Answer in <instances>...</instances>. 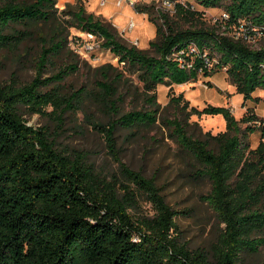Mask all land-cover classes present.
Listing matches in <instances>:
<instances>
[{
	"label": "trees",
	"instance_id": "obj_1",
	"mask_svg": "<svg viewBox=\"0 0 264 264\" xmlns=\"http://www.w3.org/2000/svg\"><path fill=\"white\" fill-rule=\"evenodd\" d=\"M174 1L179 14L201 17V12ZM195 1L204 9L223 8L228 25L262 27L264 33V0ZM57 3L0 0V48L18 46L37 34L45 37L39 74L25 84L0 82V264H241L246 254L259 252L264 247V115L253 106H247L240 118L226 105L193 106L189 114L222 115L226 121L224 131L201 138L191 133L181 115L188 101L172 97L179 111L170 118L162 114L156 90L159 84L196 81L199 74L212 76L226 67L245 102L264 89V44L250 47L204 22L182 29L160 12L161 23L152 18L157 34L150 42L155 51L151 54L122 42L110 23L87 12L84 5L68 10V26L102 35L103 46L118 57L119 64L138 72L148 103L122 113L115 81L124 71L111 63L96 68L100 79L94 96L114 117L94 125L119 162L118 172L106 175L87 153L60 149L48 126L35 127L24 117L23 109L63 123L75 96L87 92L82 89L68 96L58 85L79 70V60H71L77 54L56 74L41 77L50 58L59 56L69 43ZM138 8L150 11L149 6ZM45 26L51 28L50 35L42 31ZM192 44L200 54L192 66H182L175 53ZM214 57L218 62L209 68L207 60ZM112 72H116L113 78ZM52 82L58 84L43 88ZM157 124L189 157L194 177L210 184L201 198L223 226L209 247L192 250L182 241L177 222L182 211L168 203L154 177L121 158L116 135L120 128L134 134ZM256 131L260 140L252 147L250 134ZM142 199L152 204L154 214L138 212Z\"/></svg>",
	"mask_w": 264,
	"mask_h": 264
},
{
	"label": "rangeland",
	"instance_id": "obj_2",
	"mask_svg": "<svg viewBox=\"0 0 264 264\" xmlns=\"http://www.w3.org/2000/svg\"><path fill=\"white\" fill-rule=\"evenodd\" d=\"M31 1V0H30ZM186 7L201 12L195 18L179 14L174 0H58L57 7L60 19L65 27L64 34L71 36L81 32L80 28L68 26L70 19L68 10L75 6L84 5L87 12L93 13L96 18L110 23L117 31L118 38L131 46H137L151 54H155L150 42L157 34V24L152 18L162 22L160 12L170 16L173 24L186 29L202 22L215 27L218 32L235 40H240L253 48H260L264 44V36L257 39L253 33H248L246 27L232 24L228 25L224 16V9L212 7L204 9L195 0H179ZM149 6L150 11H141L138 7ZM42 31L51 32L49 26ZM45 37L38 34L25 39L20 45L0 48V82L17 81L25 84L34 79L38 74V59L44 47ZM68 47L59 55L50 58L42 73V78L56 74L66 65V62L75 53ZM72 50V55L69 51ZM78 55V54H77ZM102 59L91 63L79 55L71 60H79V70L69 73L59 84L52 82L43 87L50 89L57 84L63 93L71 96L85 89L86 93L75 96L73 106L64 113L63 123L57 122L52 116L30 115L23 109L24 117L28 123L35 127L48 126L56 146L68 151L81 150L88 155V160L93 162L98 171L110 175L119 170V162L109 152L105 137L95 128L94 123H107L114 117L103 108L95 98L94 92L98 91L97 81L100 79L96 68L100 65L111 63L124 71L121 79L115 81L119 85V104L121 111L141 109L148 106L143 91V83L138 72H131L119 64L118 57L105 50ZM116 72H112V78ZM208 81L211 83L209 84ZM157 101L160 103L163 115L170 118L178 113V107L171 101L172 97L183 98L188 101L189 107L181 113L189 123V129L195 136L206 138L207 133L217 134L226 129V121L222 115L189 114L191 107L202 109L207 104L229 106L235 115L240 118L247 106H253L255 112L264 115V89L253 93V98L244 102L242 94L236 87L226 71H217L212 76L199 74L196 81L183 84H159L156 90ZM51 111L52 107H48ZM160 123V122H159ZM118 147L122 160L136 170H140L147 177H154L162 188L168 203L182 213L177 217L181 229L182 241L190 249L209 247L217 240L221 230L220 222L213 209L201 198L210 189L207 180H201L192 174L193 166L189 157L182 151L178 143L168 135V131L161 124L148 129H140L134 134L126 128H120L117 133ZM260 140V133L250 134L252 147H256ZM142 214H154L152 204L145 199L141 200ZM264 262V247L254 254H246L241 264H260Z\"/></svg>",
	"mask_w": 264,
	"mask_h": 264
},
{
	"label": "built area",
	"instance_id": "obj_3",
	"mask_svg": "<svg viewBox=\"0 0 264 264\" xmlns=\"http://www.w3.org/2000/svg\"><path fill=\"white\" fill-rule=\"evenodd\" d=\"M105 2L106 0H102ZM226 21L229 19V15L225 12L224 14ZM246 27V26H244ZM248 33H253L257 39L262 38L264 36L262 27L254 26L252 28L247 29ZM104 37L98 33L92 31H84L82 30L79 33H76L71 36L69 40V45L72 47L73 51L77 53L80 57L87 59L91 63H96L100 59H102L101 54L105 50L111 51L103 46ZM200 54L199 49L195 44H192L187 50L178 51L175 55L180 60L182 66H192L193 58ZM185 55H190V59H186ZM207 53H203V56H206ZM208 66L211 68L216 62H218V58L214 57L213 60H207ZM222 71H226V67H223Z\"/></svg>",
	"mask_w": 264,
	"mask_h": 264
}]
</instances>
